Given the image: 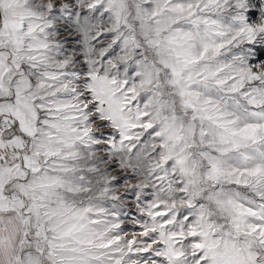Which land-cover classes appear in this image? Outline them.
<instances>
[{"label": "snow or ice", "instance_id": "6c2138e0", "mask_svg": "<svg viewBox=\"0 0 264 264\" xmlns=\"http://www.w3.org/2000/svg\"><path fill=\"white\" fill-rule=\"evenodd\" d=\"M0 264H264V0H0Z\"/></svg>", "mask_w": 264, "mask_h": 264}]
</instances>
